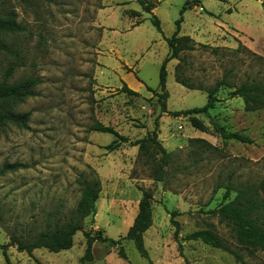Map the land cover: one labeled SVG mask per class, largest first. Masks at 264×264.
Segmentation results:
<instances>
[{"label": "rangeland", "instance_id": "1", "mask_svg": "<svg viewBox=\"0 0 264 264\" xmlns=\"http://www.w3.org/2000/svg\"><path fill=\"white\" fill-rule=\"evenodd\" d=\"M142 1L153 4L161 32L135 0H0V16L23 27L1 38L0 81H41L33 96L14 108L28 114L26 125H0V245H6L9 264H81V232L69 250L59 253L36 249L29 256L18 253L11 240L29 244L40 232L66 222L83 178H97L101 187L96 214L84 220L83 231L100 232L119 245L94 242L91 261L82 264H264V249L238 243L230 227L210 213L235 196L223 197L227 184L239 188L264 182V108L245 111L243 99L231 95L244 83L264 88L262 0H200L184 11L190 0ZM129 11L140 16L131 18ZM180 19L178 36H189L193 49L166 64L168 98L161 103L151 91L160 94L165 39ZM219 81L226 85L219 87L209 117L172 115L203 107L207 90ZM123 84L137 95L122 92ZM211 122L252 143L223 141ZM95 124L129 142L109 149L115 137L92 131ZM152 131L170 154L164 182L152 177L159 156L130 144ZM142 191L151 194V227L143 234L149 261L123 239ZM173 211L178 213L176 236ZM258 217L264 230V213ZM203 229L215 233L240 261L185 241ZM119 246L126 259L118 256ZM0 264H6L1 251Z\"/></svg>", "mask_w": 264, "mask_h": 264}, {"label": "trees", "instance_id": "2", "mask_svg": "<svg viewBox=\"0 0 264 264\" xmlns=\"http://www.w3.org/2000/svg\"><path fill=\"white\" fill-rule=\"evenodd\" d=\"M141 7L142 12L151 16V24L158 31L160 30V22L156 16H154L151 10L154 8L150 2H144L142 0H135ZM258 1V0H256ZM200 0H190L184 3L182 11L197 7ZM261 8L264 12V0L261 1ZM131 18L140 16L139 12L129 11ZM181 19L176 22V31L170 38H166L165 42L168 47V54L162 61L159 69V83L158 89L160 94L157 95L158 101H165L168 98V93L165 88L166 84V64L171 60H177L178 56L183 51H190L193 49V41L189 36H178L179 24ZM140 24L136 22L133 26ZM23 31V27L17 24L13 19L9 17L0 16V49H4L1 44V38L9 33H18ZM12 68H9L7 74H10ZM7 77V76H6ZM4 77L0 81V125L11 124L18 127H24L28 121V114L17 113L14 108L22 103L25 99L33 96V90L40 84L39 78L27 77L13 83H8ZM176 83L189 89V86L182 80L176 79ZM224 81L217 82L212 88L207 90L206 104L200 108H193L189 110L173 112L175 117H187L191 115H202L209 117V111L214 108L217 103L215 97L219 87L225 86ZM121 91L127 95L136 96L137 93L130 90L126 85H122ZM231 95L233 97H239L243 99L245 111H256L264 108V88L260 84L249 85L242 84L235 89ZM162 103V102H161ZM161 112H164V105L161 104ZM211 128L215 134L218 135L223 141L233 140L241 144H251L252 140L247 136L239 132H227L223 127L219 126L215 122L210 123ZM201 129V128H200ZM92 131L98 133H106L115 137V140L111 142L109 149L116 147L119 143H128L129 140L118 135L112 128L103 126L101 124H95ZM194 142L200 143L206 148H211L209 144L202 140H195ZM132 146H137L139 152H150L153 156H159V162L154 164V181L164 182L166 176H163V168L167 167L170 162V154L161 147L157 141L156 132L152 131L148 133L144 138L130 143ZM78 185L81 187L80 198L75 206L74 211L70 215L69 219L56 225L52 229H47L40 232L36 239L29 244H25L21 240H11V245L15 247L18 253H25L31 255L36 249H45L50 253H59L61 251L69 250L72 247V239L76 232H81L85 239L84 255L81 258V264L83 262H90L91 247L94 242H106L110 241L100 236V232L91 236L89 233L83 231V222L88 217H93L96 214V203L101 191L100 182L97 178L89 181L85 178L78 181ZM230 192H234L235 196L232 200L219 206L217 209L210 211V213L218 218L222 223L228 225L231 231L234 233L235 240L244 245H250L264 249V230L262 229L259 215L264 213V182L258 184H246L239 188H233L230 184L225 187L223 197L226 198ZM260 193L263 195L261 198ZM151 194L147 191L141 192V197L137 204V213L134 217L132 225L128 228L124 240H128L133 243V246L141 258L149 261L147 251L143 245V234L151 227V211H150ZM178 215L176 211L170 213V222L176 227L174 235L178 233V224L173 218ZM185 241L200 242L203 245L209 246L213 249H219L227 252L240 261V256L233 252L215 233L210 230H198L185 236ZM114 245H119L118 241H110ZM0 251L4 257L6 264H9L6 255V245H0ZM118 256L121 259H126L123 253L122 247H118Z\"/></svg>", "mask_w": 264, "mask_h": 264}]
</instances>
